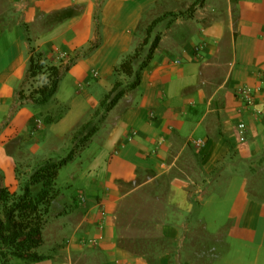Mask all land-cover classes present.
Segmentation results:
<instances>
[{
  "label": "crops",
  "instance_id": "obj_1",
  "mask_svg": "<svg viewBox=\"0 0 264 264\" xmlns=\"http://www.w3.org/2000/svg\"><path fill=\"white\" fill-rule=\"evenodd\" d=\"M193 5L154 24L139 86L73 159L90 152L79 186L58 181L37 249L50 258L0 264H264V0H0V190L65 157L55 145L98 109L122 58ZM32 46L72 62L45 105L20 98ZM243 85L257 88L245 112ZM58 105L68 112L46 124Z\"/></svg>",
  "mask_w": 264,
  "mask_h": 264
},
{
  "label": "trees",
  "instance_id": "obj_2",
  "mask_svg": "<svg viewBox=\"0 0 264 264\" xmlns=\"http://www.w3.org/2000/svg\"><path fill=\"white\" fill-rule=\"evenodd\" d=\"M202 1V0H201ZM196 8L193 5L186 13H170L155 20L147 29L144 40L135 49L126 54L115 69L117 77L125 76L127 80H116L112 89L105 95L98 109L92 114L101 116L98 123L91 119L79 125L72 133L73 148L63 158L57 161H46L38 165L27 176L22 178L21 192H10L7 188L0 190V259L8 262L11 258L28 263L39 262L50 256L39 254L37 249L43 245V230L53 202L60 195L57 179L63 167L68 165L79 151L84 148L98 131L107 112L129 91L137 88L141 82L143 70L153 59L162 34L152 37L154 24L163 18L171 16L173 19L185 14L192 15ZM28 63V93L20 91L21 99H29L34 103L45 105L57 93L60 82L70 69L72 62L64 64L52 63L49 58L36 49L30 47ZM55 114H42L46 124L56 122L68 112V105H58ZM91 115V116H92ZM91 118V117H89ZM37 189V192H36Z\"/></svg>",
  "mask_w": 264,
  "mask_h": 264
},
{
  "label": "rangeland",
  "instance_id": "obj_3",
  "mask_svg": "<svg viewBox=\"0 0 264 264\" xmlns=\"http://www.w3.org/2000/svg\"><path fill=\"white\" fill-rule=\"evenodd\" d=\"M114 77V83L116 82V80H118V77L115 75ZM113 83V85H114ZM112 85V86H113ZM66 92V91H65ZM65 97H70L69 95H64ZM57 108L53 111V114H55L57 112ZM101 116L99 117H95V116H91V118H88L87 120L89 121V119H91V121H93L94 123H98V121L100 120ZM72 141V134L71 135H67V138L63 139L62 141H58V143L55 145L56 146V151L59 152L58 155L56 156H66L70 150L73 148L71 147V145H69V142ZM97 143V141L95 142ZM69 147V149H67ZM74 146V144H73ZM67 147V148H66ZM91 151H94L93 149ZM90 153V152H89ZM88 153V154H89ZM88 154H86L82 159L77 158L75 161L70 162L68 165H66L65 167H63L60 171L59 177L57 179V183L59 181V185L63 186V190L68 191L71 190L72 188H76L79 186V171L81 170L83 164H85L88 160ZM65 184H70L69 187H67L68 185ZM73 190V189H72ZM37 192V189H36ZM69 192V191H68Z\"/></svg>",
  "mask_w": 264,
  "mask_h": 264
},
{
  "label": "built area",
  "instance_id": "obj_4",
  "mask_svg": "<svg viewBox=\"0 0 264 264\" xmlns=\"http://www.w3.org/2000/svg\"><path fill=\"white\" fill-rule=\"evenodd\" d=\"M97 74L98 73L95 72L94 76H97ZM235 93H236V97L239 102V107H240L239 111L245 112V111H248L249 108L254 104L256 93H257V88H253L248 85H243V86L237 87ZM256 114L258 115L261 114V110L258 109L256 111ZM238 127H239V130L243 132L246 129V124L241 122ZM241 139L244 140L245 138L241 137ZM195 144L198 147H203L205 145V142L201 140H197Z\"/></svg>",
  "mask_w": 264,
  "mask_h": 264
}]
</instances>
